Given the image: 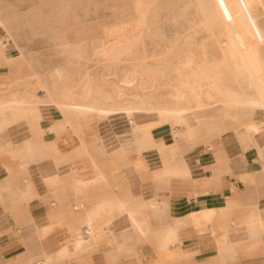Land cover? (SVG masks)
Listing matches in <instances>:
<instances>
[{"label":"crops","instance_id":"obj_1","mask_svg":"<svg viewBox=\"0 0 264 264\" xmlns=\"http://www.w3.org/2000/svg\"><path fill=\"white\" fill-rule=\"evenodd\" d=\"M2 27L0 86L24 71ZM128 114L34 101L0 129V264H264V129L202 143L203 113Z\"/></svg>","mask_w":264,"mask_h":264},{"label":"bare ground","instance_id":"obj_2","mask_svg":"<svg viewBox=\"0 0 264 264\" xmlns=\"http://www.w3.org/2000/svg\"><path fill=\"white\" fill-rule=\"evenodd\" d=\"M187 1L195 9L198 21L212 38V45L217 51L215 57H210L209 52L212 49L206 43H196L194 48L189 49L188 58L180 61L172 83L166 76L168 60L165 54H151L148 58V55L142 56L123 72H117L118 65L134 52L142 29L147 23L146 12L151 0H139L135 5L138 16L134 19L135 23L130 25V28L135 29L132 35L124 34L127 29L125 25H111L105 30L109 37L99 40L89 48L87 56L85 42L57 43L58 50L62 51L77 46L82 52V57L88 62L86 71L79 78L78 87L67 85L71 72L54 68L46 82L49 84L46 88L48 97L59 110L70 111L73 119L82 111H93L99 116L128 114L138 109H147L146 101L151 97L148 92L153 93L169 83L170 91L167 97L173 101L166 98L157 107L150 105L148 109L165 113L166 118L171 121L177 120L186 111L202 110L209 105L222 104L227 108L238 105L251 111L264 109V28L253 18L254 10L263 7L264 0ZM33 12L26 16V23L36 28L37 19L34 18ZM155 20L156 13L152 14L149 22L154 24ZM93 61H100L104 71H91ZM134 84L141 90H149L145 96H135L138 104L115 103L122 89ZM59 89L62 90L59 92ZM34 101L36 100L33 93L27 92L19 96L12 93L6 109H0V129L7 123L11 126L18 122L21 105ZM252 128L254 130L251 134L261 130L259 124Z\"/></svg>","mask_w":264,"mask_h":264},{"label":"rangeland","instance_id":"obj_3","mask_svg":"<svg viewBox=\"0 0 264 264\" xmlns=\"http://www.w3.org/2000/svg\"><path fill=\"white\" fill-rule=\"evenodd\" d=\"M138 1L0 0V19L3 30L17 32L18 41L23 43L22 54L17 65L24 70L20 75L0 86V106L2 107L0 109H6L8 101L12 98L11 92L16 94L14 96L30 92L33 93L39 106H54V101L46 93V88L49 87L46 82L50 72L63 65V61L80 62L74 69L73 78L76 80L78 73L87 67L86 63L81 62V56L77 55V48L72 49L70 54L60 55L57 43L70 41L73 44H80L85 42L87 44L85 56H87L89 48L97 44L99 40L109 37L105 30L111 25H125L130 31L128 30V32L126 29L124 34L132 35L135 33V29L130 28V25L135 23L134 19L138 16L135 7ZM151 2L146 12L147 23L142 29L140 41L134 52L118 65L117 72H123L131 63L139 61L142 56L148 55V58L151 54H165L168 60L166 76L172 83L181 64L180 61L188 58L189 49L194 48L196 43H206L212 49L209 52L210 57L217 55V51L212 45V38L198 21L199 17L195 9L189 5L187 0H154ZM152 10L156 13L154 24L149 22L154 14ZM32 11H34V18L37 19L36 28L26 23V16L30 15ZM253 18L261 28H264V5L254 10ZM180 43L184 46H181ZM91 71L97 73L104 71L101 62L92 63ZM136 86L134 84L131 87L123 88L115 103L137 105L138 99L135 96H145L149 90H141ZM169 86L168 83L153 93L148 92L151 97L147 98V105H145L147 109H138L126 116L133 121L136 115L159 116L162 117V121H168L165 113L148 108L150 105L157 107L166 98L168 101H173L172 98L167 97L170 91ZM181 89H183L182 86ZM201 99L206 98L201 97ZM193 113H203L198 121L193 116L189 117V122L197 128L198 141L202 143H211L219 134L227 130L239 128L251 133L254 130L252 127L256 124L261 126V130L264 129V109L251 111L238 105L227 108L220 104L209 105L202 110L193 111ZM80 114L99 116L93 111H82Z\"/></svg>","mask_w":264,"mask_h":264},{"label":"built area","instance_id":"obj_4","mask_svg":"<svg viewBox=\"0 0 264 264\" xmlns=\"http://www.w3.org/2000/svg\"><path fill=\"white\" fill-rule=\"evenodd\" d=\"M83 207V203L82 202H79L78 204H76L73 208L74 209H82Z\"/></svg>","mask_w":264,"mask_h":264}]
</instances>
